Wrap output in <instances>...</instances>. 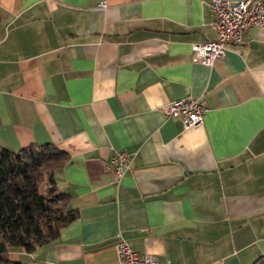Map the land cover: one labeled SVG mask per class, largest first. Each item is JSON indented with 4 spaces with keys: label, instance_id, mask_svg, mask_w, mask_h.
I'll list each match as a JSON object with an SVG mask.
<instances>
[{
    "label": "crops",
    "instance_id": "1",
    "mask_svg": "<svg viewBox=\"0 0 264 264\" xmlns=\"http://www.w3.org/2000/svg\"><path fill=\"white\" fill-rule=\"evenodd\" d=\"M0 0V146L50 143L77 217L26 264H117L125 240L157 264L264 259V29L212 64L211 0ZM207 110L184 127L164 107ZM130 153L120 178L106 168Z\"/></svg>",
    "mask_w": 264,
    "mask_h": 264
},
{
    "label": "trees",
    "instance_id": "2",
    "mask_svg": "<svg viewBox=\"0 0 264 264\" xmlns=\"http://www.w3.org/2000/svg\"><path fill=\"white\" fill-rule=\"evenodd\" d=\"M68 159L46 143L12 151L0 146V264H26L9 258L12 248L31 252L56 239L60 229L77 217L60 190L56 170ZM254 264H264L257 259Z\"/></svg>",
    "mask_w": 264,
    "mask_h": 264
},
{
    "label": "built area",
    "instance_id": "3",
    "mask_svg": "<svg viewBox=\"0 0 264 264\" xmlns=\"http://www.w3.org/2000/svg\"><path fill=\"white\" fill-rule=\"evenodd\" d=\"M97 7L106 9L108 0H99ZM210 26L215 31V37L204 42L193 43V60L204 64H212L216 58L225 54L226 44L241 42L244 31L257 27L264 29V0H211ZM207 108L193 97H182L171 100L165 107L167 116L178 115L184 127L200 124ZM130 153L117 150L111 156L106 168L111 170L116 178H120L130 162ZM117 264H157L150 254H139L125 240L117 244Z\"/></svg>",
    "mask_w": 264,
    "mask_h": 264
}]
</instances>
